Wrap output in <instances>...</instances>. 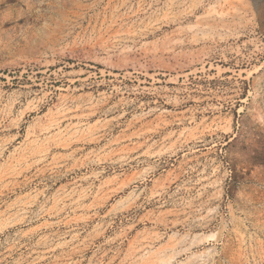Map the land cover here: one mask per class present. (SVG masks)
<instances>
[{
    "label": "rangeland",
    "instance_id": "1",
    "mask_svg": "<svg viewBox=\"0 0 264 264\" xmlns=\"http://www.w3.org/2000/svg\"><path fill=\"white\" fill-rule=\"evenodd\" d=\"M0 264H264V0H0Z\"/></svg>",
    "mask_w": 264,
    "mask_h": 264
}]
</instances>
